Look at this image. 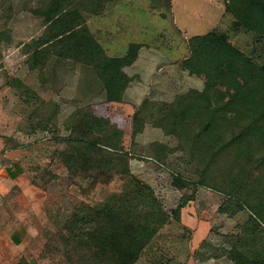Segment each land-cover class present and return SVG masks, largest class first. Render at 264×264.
I'll return each instance as SVG.
<instances>
[{"label":"rangeland","instance_id":"obj_1","mask_svg":"<svg viewBox=\"0 0 264 264\" xmlns=\"http://www.w3.org/2000/svg\"><path fill=\"white\" fill-rule=\"evenodd\" d=\"M50 1L0 0V137L8 139L7 147L25 149L29 181L45 196L21 264H69L63 256V221L80 204L99 205L123 189L119 176L93 184L59 158L69 152L65 140L74 113L91 112L92 105L104 108L106 102L91 68L54 54L45 61L29 59L45 30L39 12ZM65 6L80 15L108 57L123 58L136 44L142 57L165 68L164 101L145 99L134 105V113L121 114L123 123L117 113L126 106L109 105L106 115L123 132L131 175L153 189L166 213L181 196L191 199L182 220L170 219L137 264H247L242 255L248 212L233 214L236 205L227 196L244 197L257 182L264 155V79L238 93L208 87L203 74L208 63L189 50L188 41L224 33L233 48L261 63L264 51L254 44V34L232 29L234 19L224 12L223 0H66ZM214 60L236 65L240 56L225 49ZM145 123L162 126L166 138L150 142ZM242 129L252 139L245 149L237 137ZM176 174L188 182L182 190L171 185ZM258 235L255 251L264 248V230ZM2 257L0 264H12Z\"/></svg>","mask_w":264,"mask_h":264},{"label":"trees","instance_id":"obj_2","mask_svg":"<svg viewBox=\"0 0 264 264\" xmlns=\"http://www.w3.org/2000/svg\"><path fill=\"white\" fill-rule=\"evenodd\" d=\"M65 1L51 0L39 12L45 30L31 47L29 59L32 62L45 61L54 54L89 67L101 82L105 101L120 103L127 80L119 64H132L140 46L130 45L123 58L108 57L84 26L80 15L66 8ZM223 1L224 12L234 19L232 29L253 33L254 44L264 51V0ZM188 47L192 53L205 57L208 64L203 68V74L208 87L238 93L253 80L264 79V60L258 63L252 57L241 54L228 43L224 33L209 32L194 36L188 41ZM225 49L239 54L238 64L214 60ZM72 118L65 140L69 152L60 153L59 158L75 174L88 175L86 178L93 184L110 183L115 175L119 176L123 189L118 194H111L99 205L80 204L63 221L60 230L65 244L63 256L69 264H137L142 253L169 220L173 217L180 220L181 210L191 199L181 196L177 207L171 213H166L157 202L153 189L131 175L129 161L132 156L124 150L123 132L108 118H97L92 112H76ZM143 127L141 125L139 130ZM156 127L167 135L162 126ZM245 133L242 129L237 135L244 149L252 140ZM159 158L156 156L154 161L161 163ZM257 168L260 171L257 182L249 189L248 195L227 196V199L235 202L236 206L231 211L233 214L248 212L249 226L243 237L245 250L242 255L247 264H264V248L254 250L259 241L258 232L264 230V155ZM187 183L176 174L171 185L182 190ZM70 249L75 252L73 257L76 261L68 253Z\"/></svg>","mask_w":264,"mask_h":264},{"label":"crops","instance_id":"obj_3","mask_svg":"<svg viewBox=\"0 0 264 264\" xmlns=\"http://www.w3.org/2000/svg\"><path fill=\"white\" fill-rule=\"evenodd\" d=\"M139 46L135 61L130 65L120 66L127 80L122 101L120 103L105 101L104 108L101 105H92L91 112L95 117L107 118L109 105H117L113 106L114 108L126 106L128 107L127 111L117 113L119 120L123 123L125 118L121 114H128V111L134 113V105L141 104L145 99L152 102L164 101L162 95L164 84L162 82L165 81L163 77L165 68H161L160 64H155L146 55L142 57L143 48L141 45ZM148 91L152 94L149 98H147L150 94ZM143 129L150 142L154 138H160V140L166 138L159 127L146 125ZM144 134L139 135L143 136ZM7 140L0 137V259L7 255L12 264H17L19 258L27 257L26 247L29 237L35 231L33 226L43 214L45 196L29 181L23 161L27 155L25 149L19 145L7 147ZM182 211L180 213L181 220ZM27 261L29 263V260Z\"/></svg>","mask_w":264,"mask_h":264}]
</instances>
